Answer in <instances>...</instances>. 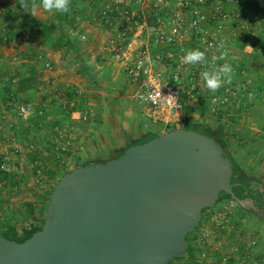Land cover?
<instances>
[{"label": "rangeland", "instance_id": "374dc122", "mask_svg": "<svg viewBox=\"0 0 264 264\" xmlns=\"http://www.w3.org/2000/svg\"><path fill=\"white\" fill-rule=\"evenodd\" d=\"M33 2L31 0V4ZM31 4L24 20L8 8L7 12L4 10L0 14V113L13 125L8 130L0 121V161L9 162L15 169L13 174L0 175V231L5 230L8 225L13 226L17 238L21 237L23 230L41 226L48 196L54 184L62 173L73 169V164L68 161L70 152L60 154L53 149L56 129H61L67 137L79 135V129L73 133L69 131L66 112L91 109L92 112L88 111L90 117L81 127L90 130L97 126L95 132L90 130L91 138L98 134L102 138L106 137L107 145L112 139L111 135L116 140L137 141L142 132L146 133L149 129L143 122L135 120L136 110L130 98L132 88L123 79H110L107 70L98 71L101 79H94L97 75L88 71L80 62L79 65L83 67H75L74 74L85 79H76V85L65 82L58 83L57 86L55 84L56 95L48 91L45 94L39 92L41 79H52L55 74L52 76L39 72L41 69L36 56L41 55L45 60L44 55L51 56L53 51L49 43H42L32 34V29L35 21L49 23L51 17L57 16H50L51 13L42 8L32 11ZM75 7L78 14L83 15L84 7L79 4ZM56 15H62V18L66 16L65 13ZM243 18L256 34L261 33L260 24L264 22V17L254 19L245 14ZM8 49H12L13 53L2 56ZM80 50L81 47H76V51ZM238 63L244 65L243 69H237L236 65L232 68L243 70L244 74L232 75L230 83L238 87L236 99L225 103L226 105L220 107V112L213 115L208 111L210 100L221 92H211L204 84L202 97L186 109L188 116L185 123L193 124L203 131L221 129L226 136L224 147L229 157L234 160L242 174L246 176L250 173L258 179L255 180L257 184L261 182L258 185L264 193V147L259 144L260 139L264 142V133L253 132L257 136L255 147L247 148L246 133L243 130L239 132L232 126L245 123L246 118L251 123L261 120L264 124V52L246 49V58L239 54ZM57 70L63 69L54 65L51 72ZM31 75H35V80L23 83V90L16 93L14 90L18 80L28 76L30 78ZM6 79H15L16 82L5 92L2 88ZM20 103L27 105L31 111L24 122L17 118L15 112ZM100 107H103V116L97 114ZM98 117L101 119V126H98ZM15 149H19V156L14 153ZM251 151L255 153L254 160L252 157L247 159ZM49 173L53 175L48 177ZM229 201L231 200L215 201L213 207L203 211L200 223L185 242V249L190 248L193 262L184 251L181 259L172 260L170 264H248L243 259L246 236L255 241L252 251L250 250L252 257L259 264H264V210L255 209L250 203L237 205L234 201L233 206L229 207ZM201 228L208 233L203 244L196 242ZM200 251L207 252L212 262L199 261Z\"/></svg>", "mask_w": 264, "mask_h": 264}, {"label": "water", "instance_id": "95a60500", "mask_svg": "<svg viewBox=\"0 0 264 264\" xmlns=\"http://www.w3.org/2000/svg\"><path fill=\"white\" fill-rule=\"evenodd\" d=\"M220 146L185 129L157 132L104 163L54 184L40 228L22 242L0 236V264H168L185 235L229 193Z\"/></svg>", "mask_w": 264, "mask_h": 264}, {"label": "built area", "instance_id": "2783aa9c", "mask_svg": "<svg viewBox=\"0 0 264 264\" xmlns=\"http://www.w3.org/2000/svg\"><path fill=\"white\" fill-rule=\"evenodd\" d=\"M78 1L89 6L93 26L101 28L103 54L100 60L117 65L119 73L132 88L131 100L138 117L163 124L169 129H180L187 118L186 103L202 97L204 81L201 73L210 71L214 65L230 64L232 41L240 46L239 51L246 54V49L250 47L248 40L258 36L246 24L243 18L246 11L240 10V0ZM4 7L5 1L0 0V14L5 10ZM73 11L76 12V9ZM263 28L264 22L260 24L261 32ZM69 34L74 33L71 30ZM76 38L79 42L86 41L81 34ZM197 48L206 53L207 62L195 65L183 63L181 58L184 51ZM224 51L228 55L220 59ZM36 61L42 71L51 72L50 63L43 60L41 55L36 56ZM232 69V75L244 74L243 70ZM7 81L11 86L16 82L15 79H6L3 84ZM38 90L41 94L48 91L56 95L57 92L55 83L48 79L43 80ZM219 90L221 94L214 95L210 100L208 111L213 115L220 112L221 106L236 99L238 87L225 84ZM15 110L22 122L31 114L29 107L22 103ZM87 116V111L78 112V119L82 122L87 120ZM0 121L6 129L13 128L12 123L1 113ZM55 133L53 149L56 153L65 154L72 147V138L65 136L61 129H56ZM19 152V149L14 150L18 156ZM14 170L9 162L4 160L0 163V171L4 174H11ZM232 204L231 200L228 206L232 207ZM202 228L196 240L200 244H203L208 234ZM244 240L246 247L243 259L248 264H259L250 252L255 241L249 236ZM198 260L212 262L205 251L199 252Z\"/></svg>", "mask_w": 264, "mask_h": 264}, {"label": "crops", "instance_id": "0c3cea01", "mask_svg": "<svg viewBox=\"0 0 264 264\" xmlns=\"http://www.w3.org/2000/svg\"><path fill=\"white\" fill-rule=\"evenodd\" d=\"M5 1V12H7V9L10 10L11 12H17L16 9H18L15 5V2L17 0H4ZM259 4L260 11L257 12L256 14L251 15L252 18L258 19L261 17H264V0H254ZM74 2V3H73ZM70 4H72V7L75 6L76 4L82 5L84 7L83 10V15H77V14H72L71 12L65 13L66 16L62 18V15L58 17V15L52 14L50 16H57L55 18L51 17L49 20V23H52L56 25V27H62L63 30L69 34V31H71L72 28H74L72 31L74 34H70V36L75 37L77 40V35L81 34L84 35L86 38V41L80 42L81 45V50L79 51H66L64 49H61L59 51H53L51 56L44 55L45 61L49 62L51 67L55 65V67L61 66L63 70H57L56 72H45L40 70L39 72L42 73H47L49 75H54L52 79H48L50 81L53 80V82L56 84L58 83H71V85H76L77 80L76 79H85V78H79L77 75L74 73L76 72L75 67L77 68H82L83 66L88 68L91 73H95L96 78L94 79H101V76L99 75L100 70H107L109 73L110 79H123L124 83L128 86H130L123 75L119 73L118 67L115 64L109 63L106 60H100V57L102 56L103 52L101 51V43L103 42V37L101 34V28L100 27H94L92 24V17L89 14V6L82 2V1H75V0H70ZM8 6V7H7ZM65 20H68V22H65ZM72 21V22H71ZM249 50H251L250 47H248ZM230 65H238V55L241 54L244 58H246V54L243 52L239 51L238 45L235 41H232L230 43ZM10 53H13L12 49H8L4 51L2 56L7 54L9 56ZM55 54H58L57 56ZM60 54V55H59ZM65 54V55H64ZM47 58V60H46ZM58 58V60H57ZM50 61H49V60ZM44 60V59H43ZM73 62V63H72ZM83 65H79V63ZM82 66V67H80ZM98 73V74H97ZM43 80L41 79V83L43 84ZM131 88V87H130ZM131 98V96H130ZM200 98H197L195 100H190L189 102L186 103L185 105V111L187 107H190L192 102L194 103L195 101H198ZM86 111V110H85ZM89 112H92L91 109L88 110ZM87 111V112H88ZM263 111V110H262ZM78 110H71L68 113V119L69 122L67 123L69 125V131L73 133V131H78L79 129V135H73L72 136V146L68 156V161L69 163H72L71 168L75 167H81L82 165H91L95 163H104L106 161H109L112 157L117 156L124 148L128 146L129 143L134 142L133 141H128L126 142L123 139L116 140L113 138L111 135L110 138L112 137L111 141L106 143V137L102 138L98 134V136L94 135V138H91L92 132H95V129H97V126L94 127L92 132L89 129H84L81 127V125L86 124L85 122H82L80 119H78ZM90 113H88V117ZM97 114L99 116H103V107L98 108ZM187 114V112H186ZM264 114V111L262 112ZM193 115V114H192ZM136 119L138 122H143L146 126H149V129L147 130L148 132H142V137H148L150 134L154 132H166L169 130H172L174 128H168L164 127L163 124L155 123V122H150L148 120H144L142 118H139L137 112H136ZM188 116V115H187ZM190 116V115H189ZM187 119V118H186ZM260 121V122H259ZM258 123L254 122L251 123L250 119L246 118V122L243 124H233L232 126L235 127V130H238L241 132L243 130L244 133H246V147L247 148H252L256 144V137L253 134V132H259V133H264V124L259 120ZM101 122V119L98 117V126H101L99 124ZM139 124V123H138ZM137 124V126H138ZM80 128L82 131L80 132ZM137 128V127H136ZM81 133V134H80ZM226 138V136H224ZM264 141V138L262 139ZM249 144V145H248ZM259 144H262L264 147V142L259 140ZM250 146V147H249ZM255 147V146H254ZM254 154L252 151L248 153L247 159L250 160L252 157V160H254ZM261 156V155H260ZM261 158L259 157L258 162L260 163ZM234 161V160H233ZM249 163H252L249 161ZM254 164V163H253ZM251 164H249L248 168H250ZM246 176L256 182L255 177H253L250 173L249 175L246 174ZM258 184H261V182H258Z\"/></svg>", "mask_w": 264, "mask_h": 264}, {"label": "trees", "instance_id": "16d2710c", "mask_svg": "<svg viewBox=\"0 0 264 264\" xmlns=\"http://www.w3.org/2000/svg\"><path fill=\"white\" fill-rule=\"evenodd\" d=\"M35 1L39 2V0H35ZM75 1H78V0H75ZM30 4H31V0H17L15 2L16 7L18 8V11L16 12V14L19 15L20 17H22L23 20L26 19V14L29 11ZM25 5H27L28 7L25 8ZM239 8H240V10H245L246 14L248 16L256 14L257 12L260 11L259 4L257 2H255L254 0H240ZM74 9H76V12L73 11ZM69 12H71L73 15L74 14L78 15L79 11H78L77 7H75V6L72 7V4H70ZM65 22L69 23L68 20H65ZM73 29L74 28H72L71 30H73ZM32 34L34 36H36L42 43H44V42L49 43V46H50L52 51H59L61 49H64L66 51L68 50V51L74 52V51H76V47L77 48L81 47L80 42L78 40H76L75 37H72V36H70V34H67L63 30L62 27H56V25H54L52 23L35 21V25L32 29ZM247 43L253 50L264 52V28L262 29V32L257 37L251 38L250 40H248ZM238 48L240 49V46H238ZM236 66H237V69H243L244 65L238 64ZM34 76L35 75H31L30 78H29V76L25 77L23 79H20L21 81L18 80L14 91L16 93L21 92L23 90V87H22L23 83H25L27 81H32L34 79ZM9 87H10V84H9V81H7L6 83H4L2 91H5V92L9 91V89H10ZM66 116H68L67 112H66ZM180 129L194 131V132H197L199 134L205 135L206 137L215 141L220 146V148L225 152V154L227 155V157L230 161V164H231V176L229 178V189H230V191H229V193H225L224 191H220L218 193L216 201L228 199V200L234 201L237 205H243L244 203H250L251 206H253L255 209L264 210V198H263L264 193H263V191L261 190V188L259 187V185L256 182H254L253 180L249 179L247 176L242 174L239 171L235 162L229 157V155L227 154L225 147H224L225 146V138H224L225 135L221 132V129L215 130L213 132L212 131H203V130L195 127L193 124H186L185 121L180 125ZM195 129L200 130L201 132L197 131ZM156 133L157 132H154V133L150 134L148 137L139 138L137 141L129 143L127 147H129L131 145H141L143 143H146L149 140H151L155 136ZM126 148H124L117 156H114L111 159H115V158L119 157L120 154ZM1 162L2 161H0V163ZM82 166H87V165H82ZM11 174H13V173H11ZM0 175L1 176H8L10 174L7 175V174H4L3 172L0 171ZM52 175H53V173H49L48 177H51ZM204 210L205 209L201 210V215H202ZM200 221H201V219H200ZM39 228L40 227H31L27 230H23L21 237L17 238L13 226L8 225L5 230L0 231V236L4 237L5 239L12 240L15 242H22L23 240L28 238L33 232L37 231ZM193 231L190 233H187L185 235V237H184L185 242L191 237ZM190 252H191L190 248L186 247L185 254H187L189 256V258L191 259V261L193 262V257H192ZM182 257L176 258L174 260L181 259ZM170 263H171V261L168 262V264H170ZM192 264H194V263H192Z\"/></svg>", "mask_w": 264, "mask_h": 264}, {"label": "clouds", "instance_id": "9594fccd", "mask_svg": "<svg viewBox=\"0 0 264 264\" xmlns=\"http://www.w3.org/2000/svg\"><path fill=\"white\" fill-rule=\"evenodd\" d=\"M27 7L28 6L25 5V8ZM40 8H42L44 11L48 13L64 14L70 10V0H39L38 3H36L34 0V2L31 4V10L36 11ZM227 55L228 53L224 51L222 52L219 58L225 59ZM181 59L183 63L188 65H195V64H201L207 62L206 53L198 48L185 50ZM232 72L233 69L231 65L225 62L222 65L212 66L210 71L208 70L203 71L201 73V79L204 81L205 87L208 90H210L211 92H216L225 84L231 83ZM140 99L143 100L144 97L141 96Z\"/></svg>", "mask_w": 264, "mask_h": 264}]
</instances>
